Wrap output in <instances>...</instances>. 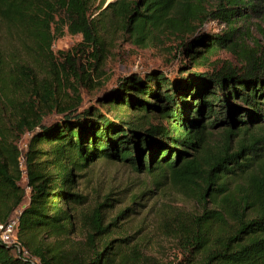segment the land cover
Returning <instances> with one entry per match:
<instances>
[{
    "label": "trees",
    "instance_id": "trees-1",
    "mask_svg": "<svg viewBox=\"0 0 264 264\" xmlns=\"http://www.w3.org/2000/svg\"><path fill=\"white\" fill-rule=\"evenodd\" d=\"M97 2L105 0H0V17L47 63L54 62L55 39L66 31L82 35L74 49L90 57L85 67H77L75 52L59 55L67 80L73 74L76 83L91 82L104 63L103 32L110 28L93 15ZM106 10L111 25L139 46L170 37L195 65L220 49L242 64H213L182 77L159 70L125 76L103 105L130 107L133 118L79 112L80 97L61 107L59 88L45 75L43 90L13 110L18 137L0 126V223L22 204L24 177L30 188L19 215L20 251L0 240V264H143L145 258L149 264H264V27L257 26L261 40L251 32L252 19L264 18V0H113ZM210 21L225 29L210 34L204 29ZM3 65L0 54V71ZM13 71L14 85L34 86L31 67L21 63ZM46 109L63 116L43 122ZM27 130L35 132L22 151L16 142ZM94 162L147 172L155 186L169 185L194 204L165 202L158 214V230L174 240L181 260L159 263L145 256L142 240L113 237L129 209L108 220L111 194L89 204L77 191ZM79 231L83 239L73 240Z\"/></svg>",
    "mask_w": 264,
    "mask_h": 264
},
{
    "label": "rangeland",
    "instance_id": "rangeland-1",
    "mask_svg": "<svg viewBox=\"0 0 264 264\" xmlns=\"http://www.w3.org/2000/svg\"><path fill=\"white\" fill-rule=\"evenodd\" d=\"M111 1L113 0H105L102 6L100 2H97L93 7V15L100 17L103 22L109 23L110 28L103 32L105 40L103 45L104 63L94 73L91 82L76 83L73 74L69 75L72 79L68 78L67 80L63 75L65 59L59 55V51L75 52L77 67H85L84 60H90V57L88 55L83 57L74 49L81 42L82 35L70 34L66 31L63 37L55 39L51 51L54 62L47 63L41 57L32 56V50L29 48L32 44L29 39L0 17V54L4 62L0 71V126L7 135L15 139L18 137L19 132L12 129V126H15L12 122L13 110L23 99L27 98V95H34L33 92L37 88L43 90L42 82L45 75H48L49 80L58 86V99L61 107L76 103L75 100L80 97L81 103L77 107L79 112L87 109H100L109 116L133 118L132 114H136V112L130 107H127L125 111H120L103 105L105 93L110 92L125 76L139 74L144 77L152 70H159L166 74L176 73V76L182 77L192 72L211 71L213 64L218 67H221L225 62L236 66L242 64L241 59H238L232 52L220 49L208 57V63L195 65L180 52L179 42L170 37H161L147 46H139L133 42L130 35L124 33L121 27L111 25V12L106 10ZM251 22V32L254 38L261 40L257 26L260 24L264 27V18H253ZM204 29L210 34H219L225 29V25L219 21H210L206 23ZM21 63L33 69L36 76L33 87L30 85L21 88L10 81L11 76L14 75L13 70H17V66ZM74 84L76 90L73 89ZM44 114L43 122L57 120L63 116L58 111H49L48 109ZM31 120H35V118L32 117ZM34 132L27 130L21 135L16 142L20 150H26ZM42 145L44 146V144ZM21 168H24V159H22ZM20 185L24 189V199L16 209L17 211H21L28 203L30 194L26 177L23 178ZM77 191L87 196L89 204L103 201L107 194H111V206L107 207L108 220L113 219L121 210L129 209L127 215L130 216L121 218L118 228L113 226L116 229L113 237L129 236L133 242L142 240L145 256L153 258L159 263H176L177 260L182 259L174 240L164 237L158 230V214L160 207L165 202H173L188 209L194 207L192 202L183 200L184 198L177 189L169 185L155 186L147 172H135L129 165L122 162H94L85 172L82 181L77 186ZM142 192L145 193L136 198ZM16 210L11 213V217L16 215ZM72 238H74L73 240L83 239L82 232L79 231ZM49 241L53 240L49 239L47 242ZM149 262V259L143 260V264H149Z\"/></svg>",
    "mask_w": 264,
    "mask_h": 264
},
{
    "label": "built area",
    "instance_id": "built-area-1",
    "mask_svg": "<svg viewBox=\"0 0 264 264\" xmlns=\"http://www.w3.org/2000/svg\"><path fill=\"white\" fill-rule=\"evenodd\" d=\"M22 159H20V165L22 166ZM20 211L16 212V215L10 218L7 222L0 223V240L8 244H16L17 249L20 251V242L18 237V225H19ZM25 254L28 252L24 250Z\"/></svg>",
    "mask_w": 264,
    "mask_h": 264
}]
</instances>
